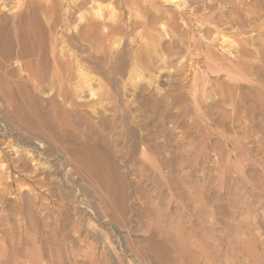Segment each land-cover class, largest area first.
Here are the masks:
<instances>
[{"label":"rangeland","instance_id":"1","mask_svg":"<svg viewBox=\"0 0 264 264\" xmlns=\"http://www.w3.org/2000/svg\"><path fill=\"white\" fill-rule=\"evenodd\" d=\"M21 15L0 264H264V0H0L6 28ZM23 105L62 115L101 177L26 138Z\"/></svg>","mask_w":264,"mask_h":264},{"label":"bare ground","instance_id":"2","mask_svg":"<svg viewBox=\"0 0 264 264\" xmlns=\"http://www.w3.org/2000/svg\"><path fill=\"white\" fill-rule=\"evenodd\" d=\"M21 16L22 17H19V19H17L16 22H12V24L10 22L11 27H9V28H6L5 24L4 23L2 24L0 22V41H1L0 44L3 43V45L1 44L3 47H1V49H0V101L4 102L2 105L0 104V109L1 108L8 109V107H10V108L12 107L11 109H13V107L15 108V98L12 96V89H11L12 87L10 86L11 84L8 83V80H6V75L9 74L8 72H11V71H9V69H10V65H11L10 61H11V59L13 57V51H14L13 50L14 49L13 48V45H14L13 43H14L15 38H16V40L18 42L19 47L18 46L17 47H18V49L20 51V52H18V53H20L19 56L15 55V59H17V57L20 58V59L24 58L25 54L28 53V51L26 52V49H25L26 33H27L26 28H27L28 23H27V19L25 17H23V15H21ZM79 38H80L81 41H87L88 40L87 32L84 31L80 35ZM34 52L35 51H33V53ZM33 55H35V54H33ZM23 72H24V70H23ZM56 76H58V75H56ZM8 78H9V76H8ZM8 84H10V85H8ZM36 84H37V82H36ZM21 92L23 93V91H21ZM30 93H32V92H30ZM13 94H14V92H13ZM26 95H25V97H26ZM18 98H20V97H18ZM23 98H20V99L23 100ZM20 99L17 100L19 103H20V101H22ZM30 99H29V101L31 103ZM19 103H17V106H18ZM17 106H16V112H18L20 114L21 118H22L21 120H19V122L21 123V128H20V126H17V127L22 129L24 132H26L29 135V136H26V138L28 137L29 139H31L32 141H35V142H44L45 144H48V145H51L52 143H55L54 141H57L59 143V149L51 150V152L49 151L51 156H53V157H55V156L56 157L57 156L61 157V159L63 161V164H65L66 166H70L71 168L75 167V168H77V170L78 169L81 170L83 168V166H84L85 170H87L90 173H93L95 176H97V178L101 177L100 172H101V169H102V164H101V162L99 160L100 158L98 157V155L96 153H94V152H92L90 150H86L85 152L80 153V152L75 151L73 149V147H71V146L68 147V145H70V142H71V141L69 142L68 138L69 139L72 138L73 135L70 134L72 137H67V134H66V132H67L66 129L67 128L65 127L66 122H64V120L62 118V115H58L57 113L54 112V115H53V121L54 122L50 123L49 122L50 121L49 117H52V115L50 116L46 112H41L42 110H39L36 107L35 108L36 110L34 109L35 110L34 117L36 119V122H34V121H30V119H29L30 117L32 118V116H33L32 115L33 111L32 112L30 111L33 105L30 106V110L29 111L26 110L25 105H23L24 109H25L23 111L20 110L19 109L20 107L18 108ZM28 107H29V103H28ZM21 108H22V106H21ZM6 109H4V110L6 111ZM13 111H11V112H13ZM27 111H28V115H29V112H31L32 114H30V115H32V116L28 117V115L26 113ZM0 114H3V113L0 112ZM3 117H5V116H3ZM10 118H12V117H10ZM10 118H8V119H10ZM32 119H34V118H32ZM60 119L62 121H59ZM12 120H13V118H12ZM16 122H14V123H16ZM8 125H11V124H8ZM17 125H19V124H17ZM9 127H11V126H9ZM17 131H19V130H17ZM73 139L76 140L75 138H72V141H73ZM53 147H54V144H53ZM15 162L18 163L17 161H14L13 163H15ZM14 168L17 169L19 174H21L20 176H23V174H22L23 172H27L26 166L24 164H16L14 166ZM36 173L37 172H33L32 175H30V177L37 178L39 175H37ZM22 179H23V177H20V178H18L16 180L8 181L9 177L5 176V174H4V172H2V168H1L0 169V194L1 193L2 194L7 193L8 190L11 188L13 183H16L18 185L22 184ZM23 180H25V178ZM5 181H7V182H5ZM34 181H36V183H37L36 185L43 186L44 178H41V179H38V180H34ZM120 201H123V200L121 199ZM149 246H150V249L152 251H154V255L155 256H156V254H159L158 253V250L160 249L159 245H155L154 243H152ZM159 264H163V263L159 262Z\"/></svg>","mask_w":264,"mask_h":264}]
</instances>
